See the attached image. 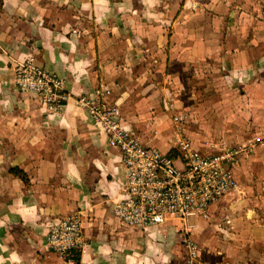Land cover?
<instances>
[{
  "label": "crops",
  "instance_id": "1",
  "mask_svg": "<svg viewBox=\"0 0 264 264\" xmlns=\"http://www.w3.org/2000/svg\"><path fill=\"white\" fill-rule=\"evenodd\" d=\"M29 58L66 81L62 109L17 89ZM101 85L123 124L179 165L181 142L255 152L234 166L237 190L187 229L198 264H264V0H0V264H64L47 235L75 212L89 241L80 264H185L180 219L141 230L113 214L126 171L77 103Z\"/></svg>",
  "mask_w": 264,
  "mask_h": 264
},
{
  "label": "built area",
  "instance_id": "2",
  "mask_svg": "<svg viewBox=\"0 0 264 264\" xmlns=\"http://www.w3.org/2000/svg\"><path fill=\"white\" fill-rule=\"evenodd\" d=\"M14 74L17 89L35 95L49 112L62 109L71 100L66 81L41 67L34 58L16 65ZM110 94L101 85L96 99L82 96L77 103L89 109L94 122L104 129L109 146L121 156L126 183L113 214L122 225L147 229L164 225L170 217L186 224L191 218H207L213 204L237 190L239 183L233 169L242 150L225 148L205 155L181 142L180 166L173 157L145 146L134 130L123 124L120 109L107 102ZM183 242L188 263L198 264L197 245L187 238ZM47 243L64 264H79L88 247L81 217L72 214L56 220Z\"/></svg>",
  "mask_w": 264,
  "mask_h": 264
},
{
  "label": "rangeland",
  "instance_id": "3",
  "mask_svg": "<svg viewBox=\"0 0 264 264\" xmlns=\"http://www.w3.org/2000/svg\"><path fill=\"white\" fill-rule=\"evenodd\" d=\"M163 107L165 108V111H167L168 112V109L170 110V113H171V116H176L177 114H179L178 113V111L176 110V109H174L173 108V105L172 104H168V101L166 100L165 101V105H163ZM47 112H49V111H47ZM50 113V112H49ZM181 115V114H180ZM133 129V128H132ZM134 130V129H133ZM134 132H135V134H136V136L138 137V135H137V133H136V131L134 130ZM139 138V137H138ZM212 139H214V140H216L215 141V143H217L219 140H217V138H215V137H212ZM140 140V139H139ZM224 144H227V145H229L227 142H225L224 140L221 142V144H219V149H215V148H212L213 149V152H218V151H221V150H223V148L225 149L226 147L227 148H229V147H233V146H238V147H240V146H243L242 145V143H237V144H234V145H230L229 147L228 146H226V145H224ZM234 148V147H233ZM240 149L242 150V153H241V157H243L244 155H245V153H249L250 151H249V149H245V147H240ZM255 152H250L249 153V155H252V154H254ZM73 214H78L81 218H82V216H81V213L80 212H75V213H73ZM211 221V218L208 220V222H210ZM227 220L225 219L224 220V224L223 223H217L216 224V228H217V230L218 231H226L225 229H227V228H225V226H227L228 225V223L226 222ZM180 223H181V225H177L175 228L177 229L176 230V232H177V236L178 237H175V239L176 238H178L179 239V242H180V244L181 245H179V246H181L182 247V250L180 249L179 251H182L181 252V255H182V253H183V255L184 256H186V261H185V259H184V262H185V264L187 263V264H189L188 263V250H187V248H186V246H185V243L183 242V240H182V238L183 239H185V238H187V239H189V240H192L193 241V237H192V234H191V232L190 231H188V229H187V227H188V224H186V222H184V221H182V220H180ZM171 224V223H170ZM165 225V224H164ZM124 226V225H123ZM163 226V225H162ZM124 227H126V226H124ZM129 228V227H128ZM132 229H141V228H132ZM179 229V230H178ZM141 230H145V229H141ZM87 240V239H86ZM182 240V241H181ZM87 242H88V246H89V241L87 240ZM194 242V241H193ZM50 250V249H49ZM51 251V250H50ZM52 252V251H51ZM53 253V252H52ZM55 254V253H54ZM56 255V254H55ZM59 258V257H58ZM175 262V261H174ZM199 262L201 263V259L199 258ZM80 264V263H79ZM174 264H181L180 262H175ZM182 264H184V263H182Z\"/></svg>",
  "mask_w": 264,
  "mask_h": 264
},
{
  "label": "trees",
  "instance_id": "4",
  "mask_svg": "<svg viewBox=\"0 0 264 264\" xmlns=\"http://www.w3.org/2000/svg\"><path fill=\"white\" fill-rule=\"evenodd\" d=\"M170 157H172V156H170ZM12 172H13L16 176L20 177L23 181L27 182V178H26V176L24 175V173H23L22 171H20V170H18V169H13Z\"/></svg>",
  "mask_w": 264,
  "mask_h": 264
}]
</instances>
